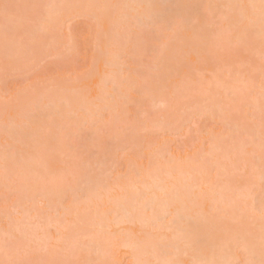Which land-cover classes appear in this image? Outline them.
Segmentation results:
<instances>
[{"label":"rangeland","instance_id":"374dc122","mask_svg":"<svg viewBox=\"0 0 264 264\" xmlns=\"http://www.w3.org/2000/svg\"><path fill=\"white\" fill-rule=\"evenodd\" d=\"M125 1L129 0H0V167L6 142L18 153L10 167L32 168L49 180L81 161L118 162L106 167L110 174L103 177V182L108 189L98 188L96 197L88 201H62L59 197L41 201L36 192L45 180L40 177L18 181L6 191L0 175V239L5 233L14 237L10 247H0V264L155 262L149 254L151 243L175 242L171 235L174 227H184L199 212L207 213L205 226L211 222L222 227L227 221L250 243L254 239L248 233L260 231L254 199L256 193L264 194L258 148L246 149L256 152L255 172L251 165L237 168L225 161L233 141L238 143L241 137L224 138L223 149L204 163V180L197 181L185 198V206L191 210L181 212L185 221L174 224L173 229H166V224L155 228L128 222L101 229L91 223L98 218L109 223L115 216L110 199L140 192L141 183L149 182L150 176L164 178L169 170L174 178L186 179L187 174L179 173L184 161L199 164L200 157L213 147L208 143L211 134L226 131L217 114L214 118L199 115L204 108L220 107L218 110L231 124L254 126L259 137V42L251 39L239 49L227 47L228 27L214 9L218 2L195 0L214 6L203 10L208 21L203 35L222 31L220 42L225 45L220 53L213 48L197 57L191 54L197 40L190 28L175 34L158 30L146 20L148 14L142 8L129 11L130 16L119 22L114 8ZM4 3L16 6L7 22ZM49 3L74 7L61 10L66 22L41 34V10L29 6ZM6 29L9 38L21 45L19 58L25 63L4 57ZM190 65L196 67L191 77ZM53 68L55 71H50ZM238 73L247 85L243 92L237 91ZM111 88L113 94L108 96ZM193 110L196 119L189 123ZM30 112L38 115L30 120ZM251 115L256 117L254 125ZM40 127L44 129L42 134L37 132ZM166 182L173 187L172 178ZM212 197L218 200L213 203ZM141 211L139 215L145 213ZM199 233L215 243L214 247L222 245L220 230L208 236L205 227ZM84 236L90 239L83 241ZM76 241L82 242L80 246H74ZM183 245L178 242V249L184 250ZM178 249L174 251L178 253ZM215 251L207 248L208 259ZM235 253L244 263L247 255L240 249ZM171 258L183 261L187 257Z\"/></svg>","mask_w":264,"mask_h":264},{"label":"snow or ice","instance_id":"6c2138e0","mask_svg":"<svg viewBox=\"0 0 264 264\" xmlns=\"http://www.w3.org/2000/svg\"><path fill=\"white\" fill-rule=\"evenodd\" d=\"M16 7L9 3L2 5L6 22L10 19V10ZM29 7L41 10L40 33L47 32L55 29L62 22H66L62 9H71L74 6L71 4H38L30 5ZM103 7H110L105 5ZM119 7V6H116ZM137 7H145L149 9L147 19L148 22L156 29L165 31L168 33H177L185 29H191L197 40V43L191 46V54L197 57L203 56L211 51L213 48L220 53L225 47L222 44L221 37L222 31L209 32L207 37L203 33L207 30L208 21L203 14V10L214 7L213 5H207L203 3H197L195 0L192 2L169 4V3H156L148 5H140ZM241 9L253 10V15L247 16V27L241 28L239 23L230 25L228 31L229 41L227 47L239 49L245 41L247 35H250V30L257 23L255 16V10L259 9V27L261 33V106L259 113V137H257L254 126H241L239 123L235 125L229 124L225 137L226 140H232L234 137H241L242 139L237 143L233 141L232 146L228 153L225 154V161L233 163L234 167L244 166L247 168L251 165L253 172H255V160L256 152H247V147L251 146L258 148L259 152V180L262 186H264V0H259V4L248 5H236ZM227 22V21H225ZM217 27H220L219 23ZM21 45L14 39L9 38L7 29L5 31L4 41V56L6 59L15 58L17 64L25 63L26 61L20 60ZM54 72L55 69H50ZM196 72V67L190 65L188 67L189 77ZM237 84L239 85L237 91L243 92L247 87L242 74H236ZM34 115H38L30 112L28 119H32ZM196 119L195 110H193L189 123ZM250 122L254 125L256 117L251 115L249 117ZM7 131V128H6ZM44 129L42 127L37 129V132L42 134ZM164 134H167V130H161ZM35 138V137H34ZM258 141V143H257ZM18 157L16 153L6 142L3 156V164L0 167V175H2L5 190H8V186L17 183L18 181H29L33 177H40L45 180L44 185L36 192V196L41 201H49L53 197H59L62 201L69 199L75 201H88L94 199L97 195L98 188L108 189V184L103 182V177L106 174V167L116 165L118 162L115 160L96 159L95 161H81L68 172L63 175L56 176L48 179L43 173L36 171L35 169L25 167L23 165H14L10 167V161H15ZM150 197H143L141 193L135 194V199L139 202L143 199V208L147 214L145 219L146 226H157L168 224H176L184 221V216L181 214L180 208V193L173 186L170 187L167 182L161 181L155 186L154 189L148 190ZM7 199V197H6ZM125 200L127 197L124 198ZM13 211L19 213V210L14 206ZM259 215L264 225V200L261 201ZM114 235V234H110ZM89 236H84L83 241H88ZM14 237L11 233H5L4 237L0 239V247L8 248L11 246ZM182 240L186 247L196 248L199 246L200 241L196 235L195 228L188 227L182 232ZM82 242L76 241L74 246H80ZM167 252V248L160 246L159 249L154 251ZM261 259L258 264H264V228H262L261 244H260ZM12 264H30L28 261H13ZM65 264H72V262H65ZM85 264H102V262H85ZM137 264H180V262L174 258L157 260L155 262L150 260H140ZM193 264H239L236 261H194ZM245 264H257L255 259H248Z\"/></svg>","mask_w":264,"mask_h":264},{"label":"bare ground","instance_id":"6f19581e","mask_svg":"<svg viewBox=\"0 0 264 264\" xmlns=\"http://www.w3.org/2000/svg\"><path fill=\"white\" fill-rule=\"evenodd\" d=\"M133 0H129V1H125L124 4L122 6L116 7V9L114 8V12L117 14V19L119 22H123L124 19L126 17H129V11H136L138 8H142V12L145 14L150 11L149 9L145 8V7H137L140 5H148V4H156L157 0H134V5H131V2ZM167 1V0H166ZM164 0H158L157 2H166ZM169 1V0H168ZM218 2V4L214 7L215 10L218 11V13L220 15L223 16V21H227L225 26L230 27V25H234L236 23H239V25L242 27H247V20L246 17L247 16H251L253 15V10L251 9H241L236 7V5H248V4H259V0H249L248 4L243 3L244 0H215ZM255 16L257 19V23L255 24V26L250 30V35H247L244 41V44L246 43L247 40H251V39H255L257 41V43L259 42V46L261 47V33H260V27H259V22H258V18H259V9L257 7V9L255 10ZM235 17H237L236 19H234ZM148 20V19H146ZM103 23H105V21H103ZM145 24L146 22H141L140 25ZM143 25V26H145ZM103 26H106L103 24ZM5 57V56H4ZM114 81L111 80V83H113ZM112 91L113 89L111 88V93H107L108 96H112ZM114 96V95H113ZM212 107V106H211ZM107 110H111V106H107L106 107ZM220 107H212V108H204L203 110H201L199 112V115L201 116H206L209 118H214V116L217 114L218 118H220V121L223 123L224 129L226 131H223L221 134L219 135H213L211 134V136L208 138V143L211 144V146H213L210 150L206 151L205 156H201L200 160L198 161L199 164L195 165L192 163H189V161H184L183 165L181 168H179L180 172L182 174H187L186 179L184 178V180L182 179H176L173 177V175L170 173L169 170L166 171V177L164 178H159V175L156 174V176L151 177L150 176V181H143V183H141V188H139V193L142 194L143 197L147 198L150 197L151 193L148 191L149 189H154L155 186L157 184H159L161 181L166 182L169 178L173 179V184L172 186H174L180 193V208H181V212L185 211V210H191L190 206L187 205L185 206V198L187 196V194L189 193L190 190H192V188H194L197 185V181H201L204 180V174H205V166L204 163H207V161H210L209 158H211L212 156H215V153L218 150L223 149V147L221 146V142L223 141V139L226 136L227 133V129L229 124H231L226 118H224V114L222 113V111L220 112L218 109ZM233 125V124H232ZM213 158V157H212ZM198 176V180H196V176ZM152 178V179H151ZM129 187V186H128ZM136 194V193H135ZM135 194L133 195H124L123 194L119 197H112L110 199V205L112 206L113 210H112V214H115L114 218L109 220V223H104V221L102 220V218H98V222H91L92 224H94L96 227L98 228H110L112 225H117L119 223L122 222H128V223H139L144 225L145 227H150V226H146L145 224V219L146 217L143 213V215H139V212H143L144 208H143V199H141L139 202L136 201L135 199ZM213 196V193L211 194ZM218 196L221 197L222 194H220L219 192L217 193ZM127 197V199L125 200L124 198ZM255 204L257 205V210L259 211L260 209V205H261V201L264 200V194L262 193H256L255 194ZM212 202L215 203L218 198L216 199L215 197H212ZM216 200V201H215ZM223 202V199H222ZM212 208V207H211ZM200 214L195 217V218H190L191 221L189 224H186L184 227L179 228L180 225L178 226L177 230L176 227H174V231H172L173 233L171 234L172 237H174L175 242H171L168 241L167 244H163V246H165L167 248V252H160V251H154V249H159L160 246L159 243L157 242H153L151 243L150 246V251L149 254L150 256L155 260H164V259H169L172 256H183V257H187L185 260L183 258V261H180V264H193L194 261H206L209 257V253L207 254V248L215 249V253H213V257L211 259H208V261L211 260H217V261H237L239 260V256L235 253V251H237L238 249H240L242 252H244L247 256L245 258V262L248 259H255L257 261V264L259 262V260L261 259V254H260V244H261V235H262V228H264V225H262V222L259 223V232L258 234H251L250 232L248 233L249 235H251L254 239L253 243H250L244 236L240 235V233L235 230L234 228L230 227L231 224L228 223L227 221L224 222L223 226H219L217 223L216 225L210 224L211 222H208V226H205V220H204V216L207 214H205V212H199ZM187 218V217H186ZM212 219V218H211ZM213 220V219H212ZM185 221V218H184ZM180 223V222H178ZM204 223V224H203ZM213 223V222H212ZM218 225L217 228L214 229V227H216ZM174 224L172 225H168L166 224L165 228L168 230L173 229ZM153 227V226H152ZM155 228H162L163 225H157L154 226ZM188 227H193L195 228L196 231V235L200 241V244L198 247L196 248H190V247H186L185 245H183L185 247L184 250H179L177 247L178 242H183L182 240V232L184 229L188 228ZM207 227V229L209 230L210 233H208V236L212 235L211 233L213 232V230H217V233H219V230L221 232V235L223 236V241L220 242L222 243L221 248L218 246L214 247L216 244H212L210 242L209 239H207V237H203L200 235L199 231L202 228ZM233 230H232V229ZM98 231V230H97ZM205 231V230H204ZM207 233V232H206ZM205 235V234H204ZM222 238V237H221ZM218 248V249H217ZM179 250L178 253L175 252L174 250ZM201 252V254H200ZM240 264H245L242 263L241 260H239Z\"/></svg>","mask_w":264,"mask_h":264}]
</instances>
